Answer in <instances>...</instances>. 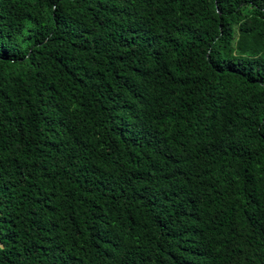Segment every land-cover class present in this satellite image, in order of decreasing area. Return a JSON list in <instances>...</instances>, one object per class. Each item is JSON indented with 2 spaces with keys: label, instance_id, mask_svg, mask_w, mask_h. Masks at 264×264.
Returning <instances> with one entry per match:
<instances>
[{
  "label": "trees",
  "instance_id": "1",
  "mask_svg": "<svg viewBox=\"0 0 264 264\" xmlns=\"http://www.w3.org/2000/svg\"><path fill=\"white\" fill-rule=\"evenodd\" d=\"M0 264H264V0H0Z\"/></svg>",
  "mask_w": 264,
  "mask_h": 264
}]
</instances>
